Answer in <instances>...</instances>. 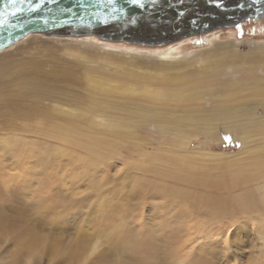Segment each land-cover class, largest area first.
Instances as JSON below:
<instances>
[{
  "label": "rangeland",
  "instance_id": "rangeland-1",
  "mask_svg": "<svg viewBox=\"0 0 264 264\" xmlns=\"http://www.w3.org/2000/svg\"><path fill=\"white\" fill-rule=\"evenodd\" d=\"M209 34H217L216 41H214L217 44L220 42L222 44L230 43V45L237 47L236 49L239 52L246 54L254 46L264 47V19L248 20L235 27L213 30L204 36L190 37L156 46L104 41L96 36L82 37V40H80L81 38L67 37V41V38L32 35L13 48L0 52V62H5L4 66L0 68L3 69L4 80H7L12 72L11 69L25 70L36 67L45 74L46 88L58 89L62 87L64 91L71 92L75 97L107 107L118 120V126L110 128L104 124L96 125V132L107 142H111L117 134V143L122 144L129 141L131 144L134 142L142 143L147 147V150L136 149V151L142 154L145 152L147 156L144 160L146 164H149V160H160L161 156L170 154L174 150V145L169 141L172 133L163 136L159 131V126L153 125L147 131L143 130L140 133L142 138L136 139L133 128L127 126L125 121L131 113L141 109L144 99L124 100L113 89L90 83L84 77L83 66L78 63L80 60L69 54L60 56L62 46L76 40L79 44H81V41L82 43L86 41L94 46H115L122 49L131 47L137 50H157L176 45L179 46L178 52L182 51L179 52L180 55H194L212 48L211 44L204 42L205 37ZM191 38H194L195 41ZM52 53L56 54H54V58L62 57V60L69 63L72 68L64 69L61 61L55 60ZM245 60L249 61V58ZM199 62L202 61L199 59ZM13 65L15 66L12 68ZM95 66H98V68L103 67L105 71L115 69L112 68L111 63H98ZM116 73H120V69ZM141 84L142 82L136 87L137 91H140ZM1 94L8 97L6 94ZM245 99L249 101L254 109L255 116H253L257 119L256 123L263 125L264 96L253 94L250 97H245ZM203 100L205 107H209L213 103V99H209L207 95L204 96ZM246 104H248L247 101ZM51 105H54V103H42L40 110L45 112ZM29 108V104L24 103L22 112L17 107H11V102H6L0 96V170H6L7 172V175L0 177V264H29V261H31V264H103L98 260L99 258H102L107 264H197L198 261H196L193 254L197 252V247L202 243V238L192 236L191 239L193 240H187L186 237L180 235L182 233L188 236L191 233L189 231L190 226H195L199 221H202V216L198 215L195 220L181 223L180 217L185 216V214L171 210V205H163V199L159 200L161 197L169 195L167 181L159 180L158 184L157 179H154L152 182L154 186H158L164 191L162 196L156 197L155 193L150 191V185L143 197L137 191L138 187H135L138 183L137 180L140 179H132L137 176L135 172L131 173L134 174L131 175L132 180L129 181L126 180L127 174L122 176V173L115 172L112 183L114 185L110 184L111 188H108L110 192L106 193V196H90L92 195L91 187H88V193H86L85 188H83L84 190L81 189L88 179L85 180L83 176L79 175L81 171L77 167L66 169V174L62 171L64 176L57 165L43 161L45 151L44 148L41 149V146L37 147L39 137L35 135L34 131L44 128L46 124L41 122L44 117L33 116L28 113ZM22 128H26L29 134L22 131L12 132ZM252 129L251 139L246 142L245 146L239 141L241 140V133H237L235 136L227 135L226 138L217 135L210 139L201 135L197 138L194 137L193 141L191 140L190 151L203 152L206 150L213 153H229L239 157L236 159L240 160L239 162L227 160L226 158L222 162L210 158H199L189 162L201 169H197V172L205 179L224 182L228 186L227 191H229L227 192L224 189L225 191L223 190L222 194L224 192L225 194L228 193L227 197L230 198L231 203L235 202L234 200L237 198L247 201L253 199L259 205L263 203L264 195L256 187L257 184L246 189L243 180L235 179V183H231L234 177L232 170L236 166L234 168L229 166L238 164L244 168L251 167L255 171L259 168V165L256 166L257 168L254 166L259 161L261 162H259L260 166L264 165V131L257 129L254 125ZM14 133L20 134L21 137H19L28 142L26 144L28 147L13 144L12 134ZM13 139L17 140L18 138L14 137ZM55 139L62 140V136H56ZM33 142H36V144L33 145ZM250 145L256 147L259 153L247 151L246 146ZM122 146L125 149L121 152H125L127 148L134 149L133 145L122 144ZM255 157L257 159H254ZM252 165L254 166L252 167ZM76 169L79 170L78 174L74 173L77 171ZM243 170L245 171V169ZM234 175L238 178L236 176L238 174L235 173ZM67 177L71 179V182ZM72 178H77V180L74 179V182ZM261 180L260 185H264V177ZM78 182H80V185H78ZM75 183L80 188H78L80 191L78 194ZM71 184L73 187L75 184L76 188L71 187ZM65 186H70V188ZM86 186L88 185L83 187ZM113 188L115 191L112 190ZM72 191H75L76 194H72ZM232 192L233 194H231ZM225 194L224 196L227 195ZM88 195L90 199H88ZM113 196H115L116 201L112 198ZM120 196L124 203L127 201L132 203L128 205L125 203L124 205ZM63 197L67 199L66 201L63 200L64 204L61 201ZM117 199L126 208H123L120 204L117 205ZM110 200L111 204L109 203ZM66 202L69 205L67 207ZM234 205L239 204L235 203ZM233 209L237 214L233 212L236 215L232 218L234 219L233 225L227 224V226L232 225L235 227L230 233L228 247L222 246V251L231 253L232 259H218L216 262L218 264H264V236L257 229L252 232L250 230L251 226L245 224L247 222L246 218L243 219L242 217L240 219L241 214L238 212V208L233 206ZM257 224L256 228L260 226L259 228L264 229V226H262L264 221H262V224L261 222ZM236 230H238V233ZM244 240L246 241L243 242ZM220 245L222 244L220 243ZM244 246L247 247L244 248ZM206 248L207 253L221 251V247L217 249ZM261 259L262 261H260ZM210 264H215V262L213 263L211 260Z\"/></svg>",
  "mask_w": 264,
  "mask_h": 264
},
{
  "label": "bare ground",
  "instance_id": "bare-ground-1",
  "mask_svg": "<svg viewBox=\"0 0 264 264\" xmlns=\"http://www.w3.org/2000/svg\"><path fill=\"white\" fill-rule=\"evenodd\" d=\"M216 38L217 34L207 35L204 42L211 44L212 48L194 55H180L179 52L182 51L178 52L179 46L176 45L157 50H137L131 47L122 49L115 46H94L85 40V42L82 43L81 41V44H79L76 39H72L76 41L65 43L66 45L62 46L60 56L69 54L80 60L78 63L83 66L84 77L90 83L113 89L124 100L144 99L141 109L131 113L125 121L127 126L133 128L136 139L142 138L140 133L143 130L147 131L153 125L159 126V131L163 136L172 133L169 141L174 145V150L170 154L161 156L160 160H149V164H146L144 160L147 154L136 151V149L147 150V147L142 143L134 142L131 144L130 141L122 143L123 145H133L134 149L127 148L125 152H121L125 147L117 143V134L111 142H107L96 132V125L104 124L110 128L118 126V120L107 107L75 97L71 92L64 91L62 87L58 89L46 88L45 74L36 67L25 70L11 69L12 72L7 80H4L3 69L0 68V96L6 102H11V107H17L22 112L24 103L29 104L30 110L28 113L33 116L44 117L41 122L46 126L34 131L35 135L39 137L37 147L41 146V149L44 148L45 151L43 161L57 165L64 173L67 172L66 169L68 168L75 169L77 167L81 171L79 175L83 176L85 180L88 179L86 180L88 184L85 183L88 186L83 187L85 185L81 184L83 185L81 189L85 188L86 193H88L91 187L92 195L90 196H106L110 192L108 188H111L110 184L113 183L115 172L122 173V176L127 174V181L134 174L131 173L135 172L137 176H132V179H140L137 180L138 183L135 187H138L137 191L143 197L150 185V191L154 192L156 197L162 196L164 191L160 187L154 186L152 182L154 179H157L158 184L159 180L167 181L169 195L159 199H163V205H171V210L185 214V216L180 217L181 223L195 220L198 215L202 216V221H199V223L196 221L197 225L190 226L189 231L191 233L188 236L182 233L180 235L186 237L187 240H193L191 239L192 236L202 238V243L197 247L198 250L196 249L197 252L195 253L192 250L196 254L193 255L198 261L197 264H210L211 260L216 264L218 259H232L231 253L222 251V246L228 247L230 233L235 227L232 226L234 220L232 218L236 216L233 214V212L235 213L234 209L232 210L233 206L238 208V212L241 214L240 219L242 217L243 219L246 218L247 222L245 224L251 226L250 230L252 232L257 229L264 236V229L259 228L260 226L256 228L258 222L262 224V221H264V196L261 205L253 199L247 201L239 198H234L236 199L235 202L231 203L230 198L227 197L228 193L226 195L224 192L226 196L222 194L224 189L226 191L228 189L224 182L205 179L197 172V169H201L189 163L191 160L199 158H210L219 162L225 160L224 158L231 161L239 158L229 153H213L206 150L203 152L190 151L189 148L194 137L204 135L207 139H210L219 135L226 138L227 135L235 136L237 133H241V140L239 141L245 146L246 142L251 139L250 133L253 132V125L264 131V124L256 123L254 109L249 101L245 99V97H250L253 94L264 96V47L254 46L246 55L239 52L236 49L237 47L230 45V43L222 44L220 42L217 44L214 42ZM191 39L195 41L194 38ZM54 54L52 53L53 58ZM247 58L250 62L245 60ZM54 59L61 61L64 69L72 68L69 63L62 60V57ZM199 59L202 61L201 63ZM98 63H111L112 68L115 69L105 71L103 67L98 68V66H95ZM4 64L5 62H0V67ZM118 69H120V73H116ZM140 82L143 85L141 84L140 91H137L136 87L139 86ZM1 93L6 94L8 97L3 96ZM206 95L209 99H213V103L209 107H205L203 100ZM246 101L248 104H246ZM42 103H54V105L49 106L45 112H42L40 110ZM18 131L29 134L26 128L13 130L12 132ZM19 136L20 134H12L13 144L28 147L26 145L28 142ZM56 136H62V140H56ZM14 137L18 139L14 140ZM128 138L130 140V135ZM35 144L36 142H33V145ZM246 147L248 148L247 151L259 153L257 148L252 145ZM254 159H257V157ZM37 161L39 162V160ZM239 161L236 160V162ZM259 162L257 165L254 164L255 166L252 165V167L259 165V168L255 171L251 167H249V171V168L241 167L238 164L229 166L232 168L236 166L232 170L234 173L231 171L234 177L235 173L238 174L236 175L238 178L233 177L231 183H235V179L243 180L246 189L257 184L256 187L264 195V185H260L261 178L264 177V165L260 166L261 162ZM240 164L243 165L241 162ZM78 169L74 173H77ZM5 175H7L6 170H0V177ZM76 177L80 178L79 176ZM74 179L77 180V178H72L74 182ZM78 183L80 185V182ZM75 184L74 187L78 194L80 188L77 183ZM71 187H73L72 184ZM67 188H70V186ZM112 190L115 191L114 188ZM72 194H76L75 191H72ZM90 196H87L88 199H90ZM114 197L112 198L114 199ZM120 199L123 200L122 197ZM63 200L66 201L67 199L63 197L62 204H64ZM114 201L116 200L114 199ZM119 202L117 199V205L122 206L124 203L123 201V203ZM109 203H112L111 200ZM125 203L128 205L132 202L127 201ZM235 203L239 205H234ZM65 205L66 207L69 206L67 202ZM227 224L232 225L227 226ZM247 228L249 227L247 226ZM179 229L181 230V228ZM254 238L256 239V236ZM174 241L176 242V240ZM236 241L238 240L236 239ZM206 247H212L213 249L221 247V251H210L208 254ZM246 247L244 246V248ZM98 260L103 264H107L102 258ZM235 260L237 259L235 258ZM235 260L234 262H236Z\"/></svg>",
  "mask_w": 264,
  "mask_h": 264
},
{
  "label": "water",
  "instance_id": "water-1",
  "mask_svg": "<svg viewBox=\"0 0 264 264\" xmlns=\"http://www.w3.org/2000/svg\"><path fill=\"white\" fill-rule=\"evenodd\" d=\"M264 19V0H0V52L30 35L166 45Z\"/></svg>",
  "mask_w": 264,
  "mask_h": 264
},
{
  "label": "snow or ice",
  "instance_id": "snow-or-ice-1",
  "mask_svg": "<svg viewBox=\"0 0 264 264\" xmlns=\"http://www.w3.org/2000/svg\"><path fill=\"white\" fill-rule=\"evenodd\" d=\"M10 2L13 3V4H15L16 3V0H10ZM21 2H22V0H21ZM108 2L109 3H113V0H108ZM139 2H140V0H131V3H133V4H137ZM29 264H31V261H29Z\"/></svg>",
  "mask_w": 264,
  "mask_h": 264
}]
</instances>
